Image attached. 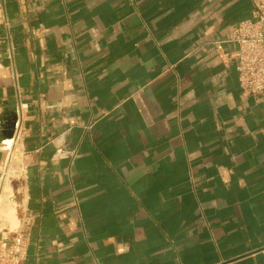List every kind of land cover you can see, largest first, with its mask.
<instances>
[{
    "label": "crops",
    "instance_id": "crops-1",
    "mask_svg": "<svg viewBox=\"0 0 264 264\" xmlns=\"http://www.w3.org/2000/svg\"><path fill=\"white\" fill-rule=\"evenodd\" d=\"M253 11L0 0V195L20 172L0 241L25 233L22 264H264V100L222 41Z\"/></svg>",
    "mask_w": 264,
    "mask_h": 264
},
{
    "label": "built area",
    "instance_id": "built-area-1",
    "mask_svg": "<svg viewBox=\"0 0 264 264\" xmlns=\"http://www.w3.org/2000/svg\"><path fill=\"white\" fill-rule=\"evenodd\" d=\"M252 3L253 17L234 25L222 41L232 44L225 55L236 60L243 93L264 100V0H252ZM218 48H222V45H218ZM22 124L23 115L18 111L13 136L2 140L5 149L13 147L15 138L22 132ZM8 140L11 142L8 143ZM75 152L63 146L57 149V154L62 156ZM26 256L27 240L22 230L15 231L11 239L0 241V264H22Z\"/></svg>",
    "mask_w": 264,
    "mask_h": 264
},
{
    "label": "rangeland",
    "instance_id": "rangeland-1",
    "mask_svg": "<svg viewBox=\"0 0 264 264\" xmlns=\"http://www.w3.org/2000/svg\"><path fill=\"white\" fill-rule=\"evenodd\" d=\"M16 161L14 160L12 163H11V165H8V168H9V170H8V168H7V177H8V179H9V183H10V185H11V191L8 193V201L12 204V205H14L15 207H16V202H15V200H13L11 197H10V195L11 194H14V185H15V178H18L19 177V169H18V167H17V165H16V163H15ZM17 208V207H16ZM17 215L18 216H20V212H19V210H18V208H17ZM1 216H3V218L5 217L6 219H7V222L9 221V222H11V228H13V229H16L18 226H19V223H20V221L19 222H17V218H15L11 213H8V216H4V215H1ZM16 220V221H15Z\"/></svg>",
    "mask_w": 264,
    "mask_h": 264
},
{
    "label": "water",
    "instance_id": "water-1",
    "mask_svg": "<svg viewBox=\"0 0 264 264\" xmlns=\"http://www.w3.org/2000/svg\"><path fill=\"white\" fill-rule=\"evenodd\" d=\"M1 119L5 121L4 123H2V132L5 136L12 137L14 134L15 123L17 120L16 110H5Z\"/></svg>",
    "mask_w": 264,
    "mask_h": 264
},
{
    "label": "bare ground",
    "instance_id": "bare-ground-1",
    "mask_svg": "<svg viewBox=\"0 0 264 264\" xmlns=\"http://www.w3.org/2000/svg\"><path fill=\"white\" fill-rule=\"evenodd\" d=\"M10 191L11 186L9 183H7L3 188L2 194L0 195V212L11 213L15 218H18L17 208L8 201V193Z\"/></svg>",
    "mask_w": 264,
    "mask_h": 264
}]
</instances>
